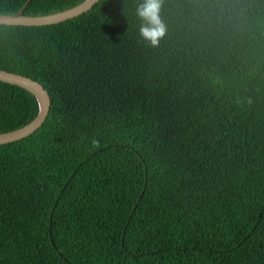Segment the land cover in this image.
I'll use <instances>...</instances> for the list:
<instances>
[{"label":"trees","instance_id":"trees-1","mask_svg":"<svg viewBox=\"0 0 264 264\" xmlns=\"http://www.w3.org/2000/svg\"><path fill=\"white\" fill-rule=\"evenodd\" d=\"M140 2L0 25V68L52 100L40 128L0 144V264H264V0H163L156 47ZM38 110L0 81V133Z\"/></svg>","mask_w":264,"mask_h":264},{"label":"water","instance_id":"water-1","mask_svg":"<svg viewBox=\"0 0 264 264\" xmlns=\"http://www.w3.org/2000/svg\"><path fill=\"white\" fill-rule=\"evenodd\" d=\"M30 1L31 0H28L24 7L17 13L0 14V25L39 26L60 23L89 11L100 0H85L80 4L63 11L37 16L25 14V9ZM0 81L18 85L30 91L35 95L39 106L37 115L29 123L15 130L0 133V144H5L25 138L40 128L50 113L52 100L51 95L45 86L40 81L29 76L0 68Z\"/></svg>","mask_w":264,"mask_h":264},{"label":"clouds","instance_id":"clouds-1","mask_svg":"<svg viewBox=\"0 0 264 264\" xmlns=\"http://www.w3.org/2000/svg\"><path fill=\"white\" fill-rule=\"evenodd\" d=\"M162 5L163 0H141L135 11L142 22L139 36L152 47L158 46L167 33V26L161 18ZM92 143L93 146H98L97 141L93 140Z\"/></svg>","mask_w":264,"mask_h":264}]
</instances>
